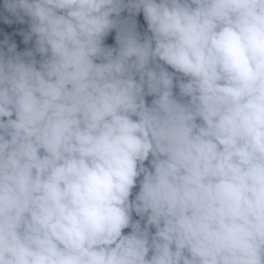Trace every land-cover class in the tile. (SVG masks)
Listing matches in <instances>:
<instances>
[{"label": "clouds", "instance_id": "9594fccd", "mask_svg": "<svg viewBox=\"0 0 264 264\" xmlns=\"http://www.w3.org/2000/svg\"><path fill=\"white\" fill-rule=\"evenodd\" d=\"M0 264H264V0H0Z\"/></svg>", "mask_w": 264, "mask_h": 264}, {"label": "trees", "instance_id": "16d2710c", "mask_svg": "<svg viewBox=\"0 0 264 264\" xmlns=\"http://www.w3.org/2000/svg\"><path fill=\"white\" fill-rule=\"evenodd\" d=\"M140 19H141V23H142V17H141ZM112 35H114V33H113ZM109 42H111L110 38H109ZM19 47L23 48L24 45H23L22 43H20V44H19ZM149 99H150V98H149Z\"/></svg>", "mask_w": 264, "mask_h": 264}]
</instances>
